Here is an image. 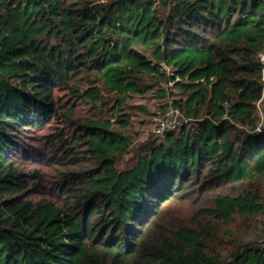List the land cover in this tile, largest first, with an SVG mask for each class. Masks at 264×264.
I'll return each instance as SVG.
<instances>
[{
  "label": "trees",
  "instance_id": "16d2710c",
  "mask_svg": "<svg viewBox=\"0 0 264 264\" xmlns=\"http://www.w3.org/2000/svg\"><path fill=\"white\" fill-rule=\"evenodd\" d=\"M261 54L264 0H0V264H264Z\"/></svg>",
  "mask_w": 264,
  "mask_h": 264
},
{
  "label": "built area",
  "instance_id": "2783aa9c",
  "mask_svg": "<svg viewBox=\"0 0 264 264\" xmlns=\"http://www.w3.org/2000/svg\"><path fill=\"white\" fill-rule=\"evenodd\" d=\"M260 62L264 67V54L259 57ZM166 76L169 78L171 72L166 68ZM171 85V82H168ZM259 116L263 119L264 115L261 108L257 104ZM153 128L152 135L155 138H163L166 134L177 132L183 126L188 125L190 120L183 117L178 108H176L172 100L169 98L166 103V107L162 111H157L152 118ZM258 132H261L260 129ZM259 248L264 250V238L258 241Z\"/></svg>",
  "mask_w": 264,
  "mask_h": 264
},
{
  "label": "rangeland",
  "instance_id": "374dc122",
  "mask_svg": "<svg viewBox=\"0 0 264 264\" xmlns=\"http://www.w3.org/2000/svg\"><path fill=\"white\" fill-rule=\"evenodd\" d=\"M170 86L169 85H165V88H169ZM260 108H261V110L263 112V115H264V100H263L262 104H260ZM263 236H264V232H262L261 230H258V231L255 232V235L251 239H255L256 242H257ZM253 244H255V242L252 241L251 245H253Z\"/></svg>",
  "mask_w": 264,
  "mask_h": 264
}]
</instances>
